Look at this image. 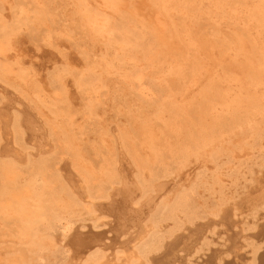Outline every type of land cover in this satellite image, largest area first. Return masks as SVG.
Segmentation results:
<instances>
[{
    "label": "rangeland",
    "instance_id": "374dc122",
    "mask_svg": "<svg viewBox=\"0 0 264 264\" xmlns=\"http://www.w3.org/2000/svg\"><path fill=\"white\" fill-rule=\"evenodd\" d=\"M28 114L27 134L19 118ZM0 122V149L11 153L0 157V190L9 189L0 200L1 255L35 228L51 225L58 236L66 217L83 233L114 237L115 217L95 221L84 202L122 198L114 193L125 165L143 202L182 172L194 191L207 176L240 170L244 192L249 162L264 159V0H0ZM207 149L212 156L196 160ZM187 195L188 228L209 226L197 262L210 264L230 233L219 218L197 215ZM160 207L157 222L179 214ZM256 223L241 255L264 244V219ZM64 253L59 246L43 264H65Z\"/></svg>",
    "mask_w": 264,
    "mask_h": 264
},
{
    "label": "bare ground",
    "instance_id": "6f19581e",
    "mask_svg": "<svg viewBox=\"0 0 264 264\" xmlns=\"http://www.w3.org/2000/svg\"><path fill=\"white\" fill-rule=\"evenodd\" d=\"M145 90L146 89H144V91ZM142 92L143 91H141V93ZM221 94L222 93L217 94L218 101H223L224 94L223 95ZM243 98L242 100H244V102H246L248 98L250 99V97L246 99ZM12 106L13 105L11 103H8L7 105L4 106L5 108L4 110L7 111L9 108L11 109ZM9 111L10 110H8L7 112ZM26 116L27 117L25 116L23 117L21 115L20 116L21 118H19V124H20L19 126L22 133H27L26 131L30 132L35 126L33 121L31 120L32 118L31 117L29 118V114ZM0 123L2 124V122ZM1 124H0V128H2ZM2 129L1 132H3ZM32 134L29 136L31 137ZM1 135H2L1 137L3 138L2 140L4 141L3 133ZM250 146H251L250 148L251 151H253L254 153L261 151L260 149H258L259 145H257V143L256 144L252 143L250 144ZM7 149L6 147L4 148V146H1L0 157L4 158L5 155H9V154L11 155V153H9ZM236 150L237 149H234L232 151L233 159L240 158ZM207 152H212V151L208 149L205 150L204 152L201 153V155H198L196 157V160L199 161L204 159L205 156H212L211 153H207ZM247 153L248 151H246V156H248ZM234 154H237L238 157L234 156ZM244 155L245 153L242 156L243 158ZM18 160L17 161L15 160V162L19 163ZM250 160L251 158L248 159L247 161ZM249 163H251L254 166V168L251 171H249L250 182L249 185H246L244 187L245 190L244 192H239L240 186L243 185L239 183L240 178L242 177L241 175L242 172H240V170H237L235 177L231 179H229V176L231 175V173L229 172L217 173L211 176H207L205 178L206 180L202 182V184H199L200 190L194 189V191H193V187L191 186L193 184L191 185L183 184L185 183L184 181L186 179L182 178L183 176L182 174L183 172H182L181 173L182 175L181 174L180 176L178 175L179 176L178 178L176 177V179L174 178L173 180L171 179V181L169 180V182L155 186L153 196L149 197L150 199L147 198L148 200L146 202L144 201L145 203L142 201L144 198L143 197L144 192L142 188L138 184L134 183V181L132 182L130 176H132L133 173L131 174L129 172L131 168L128 170V167L125 165L123 166V169L121 168L122 170H120L121 178H122L121 181H122V185L124 186L121 189L117 190L118 191L117 193H114L116 196H121L122 198L119 197L120 199L114 200L113 199L114 195H112L111 203L109 202L100 205L97 204L96 206L93 202H86V201L84 202L85 208L90 212L89 214L92 215L95 221H98L99 219L107 220V219H111L112 217H115L112 227L110 226L114 232V234L112 233L110 235H113L114 237L110 238L107 235L109 234L108 232L96 234L90 231L88 233H83L82 229L84 228L82 225H80L79 220L70 219L67 217L60 218L57 220L58 221L57 223H61L60 229L62 230L58 236L55 234L56 232H54L53 226L51 225L45 226L44 231H39L37 228L31 231L34 227L30 226L31 229L30 227L28 228L30 229L31 232L29 231L30 232L29 234H27L26 232L27 235L24 234L22 235V240L18 244V248L8 250L6 255L0 254V264L2 263L43 264V261H45L46 258L50 259L49 257L52 256V254L59 246L65 250L66 253L64 254H67L66 257L67 261L65 264H198L197 261L201 258V256H203V253L205 251L204 244H206L207 242L206 245L207 246L210 245L209 236L208 237L205 236L207 230L209 229V226H206V230H205L206 232L204 233L203 230L200 228L196 230L195 229L192 230V228L191 229L188 228V226L191 225L193 220L190 210L186 209L187 201L189 197L187 193L189 191L190 194L194 195L193 196L195 198L194 207L196 209L195 213H197V215L219 218L220 221L218 220L219 222L217 221L215 225L219 223L221 224L220 225L221 228L223 227V229H225L223 232L221 230L222 234L223 233L231 234L232 232V235L230 234L228 236L226 235V239L228 243H230V245L228 246L227 244H225L226 250H223L224 251L222 253L223 256H217V255L212 256V258H210V264H264V251H262L264 249V244L263 246L260 245V247L252 248V252L250 251L251 252L250 257L248 255L246 256L240 254V251L246 247V245H244V242L246 241L247 236L246 234H244V232L249 231L255 225L257 228V226L259 225H257V223L255 224V220H257L258 218L264 219V159L261 160V163L259 162V164L256 163L254 160L250 161ZM258 165L259 167H257L256 169L255 166ZM199 166H197V168ZM207 167L209 166L207 165ZM15 168L17 167L12 166L11 168H9V170L12 169L14 170L13 172H15L17 170ZM188 170L191 171L190 169ZM185 173L186 172H184V174ZM192 173L193 172H191V174ZM175 176L176 175H174V177ZM6 179L8 180V178ZM134 179L135 178H133V180ZM20 182L18 180L17 182L16 181L13 182V184L19 185ZM23 183L25 184V182ZM69 184H73V182L72 183L70 182ZM70 188L72 189V187ZM8 193H9V189L7 186H5L2 191L0 190V200L3 199V197L6 196ZM74 193L75 191L73 190L72 192L73 196ZM125 195H126V200H125ZM109 199L110 196L108 200ZM138 206L140 208H136ZM160 206H162L164 209L167 210L171 209L170 211L172 213L177 211L179 212V214L173 215L171 219L157 222L156 219H154V214L156 212V209H158ZM25 218H27V216H25ZM105 225H109V224H105ZM262 225L264 229V224ZM212 226L214 227V225ZM234 229H240L241 232L238 230L239 231L238 233L234 231ZM197 233L198 234L201 233L200 235L203 234L202 237H198ZM248 234L250 233L248 232ZM222 238L223 237L221 236V239ZM254 239H256V237ZM251 240H249L248 245L252 244L250 243ZM261 241L264 242V238ZM216 242L218 241L216 240ZM61 254H63V252Z\"/></svg>",
    "mask_w": 264,
    "mask_h": 264
}]
</instances>
